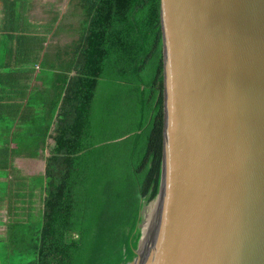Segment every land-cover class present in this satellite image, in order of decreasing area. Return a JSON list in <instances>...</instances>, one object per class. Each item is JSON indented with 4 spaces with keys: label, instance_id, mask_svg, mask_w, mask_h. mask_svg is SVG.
I'll use <instances>...</instances> for the list:
<instances>
[{
    "label": "trees",
    "instance_id": "16d2710c",
    "mask_svg": "<svg viewBox=\"0 0 264 264\" xmlns=\"http://www.w3.org/2000/svg\"><path fill=\"white\" fill-rule=\"evenodd\" d=\"M69 5L49 26L66 28L63 43L30 36L42 52L38 74L20 60L0 70V173L13 172L16 156L49 151L41 175L4 190L0 264H126L159 192L160 0Z\"/></svg>",
    "mask_w": 264,
    "mask_h": 264
},
{
    "label": "water",
    "instance_id": "95a60500",
    "mask_svg": "<svg viewBox=\"0 0 264 264\" xmlns=\"http://www.w3.org/2000/svg\"><path fill=\"white\" fill-rule=\"evenodd\" d=\"M159 192L126 264H264V0H160Z\"/></svg>",
    "mask_w": 264,
    "mask_h": 264
},
{
    "label": "crops",
    "instance_id": "0c3cea01",
    "mask_svg": "<svg viewBox=\"0 0 264 264\" xmlns=\"http://www.w3.org/2000/svg\"><path fill=\"white\" fill-rule=\"evenodd\" d=\"M69 2L70 0H0V70L20 60L25 62L20 68L34 67L35 74H38L39 62L36 60L42 59V52L39 54L38 44L30 36H46L44 47L51 41L60 40L59 42L63 43L66 28L54 35L53 31H49V26H53L50 22L53 13L58 12L60 17L68 14ZM67 20H72V17L67 16ZM21 28L27 30L21 31ZM35 81V78L31 80V88L37 85ZM48 142H51V139H48ZM48 152V148H45L42 151L43 157L39 158L16 156L11 162L13 172L9 176L0 173V215L3 224L0 236L4 234L6 219L5 188L11 185L13 189H17V182L27 180L26 177L29 176L41 175L44 171V157L48 155ZM1 171L4 170L0 169Z\"/></svg>",
    "mask_w": 264,
    "mask_h": 264
},
{
    "label": "rangeland",
    "instance_id": "374dc122",
    "mask_svg": "<svg viewBox=\"0 0 264 264\" xmlns=\"http://www.w3.org/2000/svg\"><path fill=\"white\" fill-rule=\"evenodd\" d=\"M2 216L0 215V232L3 230V224H2Z\"/></svg>",
    "mask_w": 264,
    "mask_h": 264
}]
</instances>
